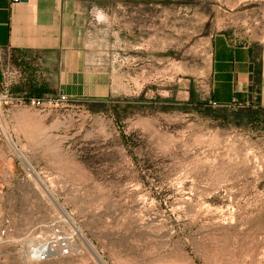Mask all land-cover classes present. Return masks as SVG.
Returning a JSON list of instances; mask_svg holds the SVG:
<instances>
[{"label": "rangeland", "instance_id": "1", "mask_svg": "<svg viewBox=\"0 0 264 264\" xmlns=\"http://www.w3.org/2000/svg\"><path fill=\"white\" fill-rule=\"evenodd\" d=\"M88 1L103 96L3 61L0 264H264V115L208 97L213 40L264 47V0Z\"/></svg>", "mask_w": 264, "mask_h": 264}, {"label": "crops", "instance_id": "2", "mask_svg": "<svg viewBox=\"0 0 264 264\" xmlns=\"http://www.w3.org/2000/svg\"><path fill=\"white\" fill-rule=\"evenodd\" d=\"M88 19V0H0V83L3 61L31 60L41 68L32 71L33 84H43V70L70 69L67 82L73 88L68 93L103 96L96 88L98 74L84 71ZM208 97L219 107L264 110V47L235 45L218 35L212 45Z\"/></svg>", "mask_w": 264, "mask_h": 264}, {"label": "built area", "instance_id": "3", "mask_svg": "<svg viewBox=\"0 0 264 264\" xmlns=\"http://www.w3.org/2000/svg\"><path fill=\"white\" fill-rule=\"evenodd\" d=\"M14 1H19V0H14ZM7 85L8 84L6 82L4 84V87L6 88ZM60 97H61V99H64V100H68L69 99V96L63 91L60 93ZM12 99H15L16 101H18L20 103L30 101V100H28L25 97H18V98H12ZM34 102H35V99L32 98V103H34ZM210 103L212 105H214V106L217 105L215 102H212V101H210ZM56 242H57V244H54V243L51 244L52 242H51V240H49L47 243H44L41 246H39L36 249V254H35L36 258L38 260L45 261V260H47L49 258V255L51 253H54L56 251H59L61 254H68L69 253V247H68V244L65 241H62V240L58 239Z\"/></svg>", "mask_w": 264, "mask_h": 264}, {"label": "trees", "instance_id": "4", "mask_svg": "<svg viewBox=\"0 0 264 264\" xmlns=\"http://www.w3.org/2000/svg\"><path fill=\"white\" fill-rule=\"evenodd\" d=\"M260 113L264 115V110H256L255 116H258Z\"/></svg>", "mask_w": 264, "mask_h": 264}]
</instances>
